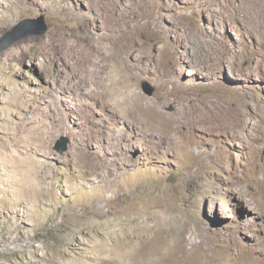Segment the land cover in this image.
I'll return each instance as SVG.
<instances>
[{
    "label": "rangeland",
    "instance_id": "374dc122",
    "mask_svg": "<svg viewBox=\"0 0 264 264\" xmlns=\"http://www.w3.org/2000/svg\"><path fill=\"white\" fill-rule=\"evenodd\" d=\"M41 18L0 52V264H264V0H0V39Z\"/></svg>",
    "mask_w": 264,
    "mask_h": 264
},
{
    "label": "bare ground",
    "instance_id": "6f19581e",
    "mask_svg": "<svg viewBox=\"0 0 264 264\" xmlns=\"http://www.w3.org/2000/svg\"><path fill=\"white\" fill-rule=\"evenodd\" d=\"M104 33H101V35L100 36H102ZM109 36H112L111 34L109 35ZM103 38V37H102ZM91 39L93 40V37H91ZM102 40V39H101ZM94 48H95V41H94ZM92 49V48H91ZM114 52V51H113ZM113 52H109V55L107 56V59L110 61V62H113V58H112V56H113ZM118 54V53H117ZM223 60H224V57H223V55H221L220 56V59L218 60L220 63H222L223 62ZM121 61V60H120ZM121 64H123V63H121ZM130 64V63H129ZM131 65V64H130ZM122 66V65H121ZM120 66V67H121ZM125 66V65H124ZM127 66H128V64H127ZM126 66V67H127ZM124 69V68H123ZM118 70V69H117ZM118 72L119 73H123V70L122 69H119L118 70ZM130 72V71H129ZM130 74V73H129ZM124 76V75H123ZM132 76V75H131ZM88 81V80H87ZM174 82V81H173ZM77 84V83H76ZM77 99H78V97H77ZM107 102V101H106ZM108 103V102H107ZM188 104V103H187ZM65 109V108H64ZM180 111H181V115H180V117H179V119H178V121H176L175 123L178 125V126H180V127H182L183 125H184V122H186V120H187V118H188V116H189V111H191L190 109H189V107L188 106H183V107H181V109H180ZM66 119L67 120H71V116H67L66 117ZM23 130H25V129H23ZM111 130V129H110ZM113 130V129H112ZM263 130V129H262ZM98 131V130H97ZM102 131H104V130H102ZM91 132V142H99L101 139L103 140V139H105L106 137H108L109 138V136H107V134H105V133H101V134H99V133H95V132H93V131H90ZM112 132V131H111ZM115 132V131H114ZM121 132V131H120ZM261 133H262V131H260ZM264 132V131H263ZM39 133L40 134H42L43 136H44V138L46 137V133H47V130H46V128H44V127H41L40 126V129H39ZM89 134V133H88ZM36 135V134H35ZM48 135V134H47ZM121 135L123 136V133L121 132ZM261 135V134H260ZM38 136V135H37ZM127 136V135H126ZM129 137V136H128ZM39 138V137H38ZM118 138H119V136H118ZM132 138H133V136H132ZM126 139H127V137H126ZM129 139V138H128ZM120 140V139H119ZM133 140H135V139H133ZM133 140L131 141H125L126 143H125V148H129V149H131V148H133V146H134V142H133ZM105 141V140H104ZM102 142V141H101ZM112 143V142H111ZM123 143V142H122ZM101 144V143H100ZM136 144V143H135ZM93 145V144H92ZM110 145V144H109ZM111 146V145H110ZM113 146H114V144H113ZM113 148V147H112ZM114 149V148H113ZM117 149V148H116ZM121 149V148H120ZM119 149V150H120ZM126 151V150H125ZM2 157H3V159L5 160V161H8V163H10L11 165H12V167L14 168V162H26V166L24 167V169H23V172H22V179L24 180V182L25 183H29V181H30V178H31V176H32V173H33V168H34V166H37L39 163L41 164V163H43V165L42 166H44L45 168H46V170H48L49 168H51L50 167V165L49 164H47L46 163V161L45 160H42V159H40L39 157H34L35 159H33L32 157H31V154L27 151V156L26 157H23V156H18V155H16V154H14V153H12V152H9V153H4V154H2ZM83 157H86V154H83ZM37 159V160H36ZM39 159V160H38ZM83 161H86V163H92L93 162V159L92 158H90V159H85V160H83ZM7 163V162H6ZM50 163V162H49ZM10 165V166H11ZM38 168H39V166H37ZM32 172V173H31ZM104 257H102V256H97V258L95 259V261L97 262V261H99V260H101V259H103ZM128 261V260H127Z\"/></svg>",
    "mask_w": 264,
    "mask_h": 264
},
{
    "label": "water",
    "instance_id": "95a60500",
    "mask_svg": "<svg viewBox=\"0 0 264 264\" xmlns=\"http://www.w3.org/2000/svg\"><path fill=\"white\" fill-rule=\"evenodd\" d=\"M28 23H34L36 24L39 28L33 32H29V34L21 33L18 35H15L13 37L8 38L9 35L12 34V32L16 30H20L22 27H25V24ZM49 29V26L46 24L45 20L43 18L41 19H34V20H23L19 24H17L15 27H13L10 31H8L1 39H0V52L5 50L7 47H9L11 44L14 42L29 37V36H37V35H44L47 33ZM13 30V31H12ZM156 91L155 86L150 85L149 83L144 86V92L149 95L153 96ZM70 138L67 136H63L57 143V150L60 153H65L69 149L70 145Z\"/></svg>",
    "mask_w": 264,
    "mask_h": 264
}]
</instances>
